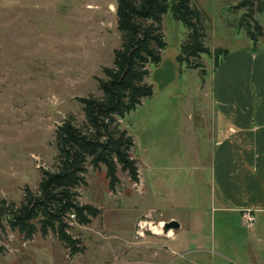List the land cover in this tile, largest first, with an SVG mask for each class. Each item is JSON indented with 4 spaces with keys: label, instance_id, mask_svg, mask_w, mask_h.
Listing matches in <instances>:
<instances>
[{
    "label": "rangeland",
    "instance_id": "rangeland-1",
    "mask_svg": "<svg viewBox=\"0 0 264 264\" xmlns=\"http://www.w3.org/2000/svg\"><path fill=\"white\" fill-rule=\"evenodd\" d=\"M117 2L0 0V201L19 207L27 193L38 192L43 174L58 164V129L66 121L83 127L78 100L103 97L98 80H105L103 70L113 68L122 44ZM190 2L211 53L264 51V13L254 14L262 29L254 43L246 34L254 25L248 20L251 27L240 28L246 12H234L233 0ZM161 32L166 48L159 65L147 66L145 79L153 96L119 122L133 141L139 184L117 166L120 182L111 191L105 167L94 170L88 159L84 183L73 192L98 216L88 226L67 221L81 253L72 256L51 231L43 237L42 217L33 222L30 240L2 218L0 264L264 263V219L251 231L215 206L213 60L203 55V70L177 61L187 30L170 13ZM168 220L181 228L163 227L152 237L148 223Z\"/></svg>",
    "mask_w": 264,
    "mask_h": 264
},
{
    "label": "trees",
    "instance_id": "trees-1",
    "mask_svg": "<svg viewBox=\"0 0 264 264\" xmlns=\"http://www.w3.org/2000/svg\"><path fill=\"white\" fill-rule=\"evenodd\" d=\"M233 1L234 12H246L240 20V28L251 27L248 20L252 21L254 32L248 28L246 34L256 43L262 38V29L253 18L255 13H264V0ZM169 13L187 30V39L177 59L180 64L189 70H203L199 60L207 55L216 70L227 59V51L211 53L206 48L200 13L190 0H118L117 29L122 44L121 49L114 52L113 68L104 69L105 80H98L103 97L78 100L85 117L83 127L77 128L66 121L58 129V164L54 171L43 174L38 192L27 193L19 207L0 201V220L8 218L13 230L17 229L30 240L35 233L33 222L42 217L43 237L53 232L75 256L81 250L67 234V221L88 226L91 219L98 216L96 209L79 205L73 192L84 183L87 160H91L94 170L105 167L111 191L120 182L117 166L121 173L128 174L132 184H139L136 162L131 158L133 141L127 131L120 129L119 122L153 96L152 88L145 83L147 66L161 62V52L166 48L161 24Z\"/></svg>",
    "mask_w": 264,
    "mask_h": 264
},
{
    "label": "crops",
    "instance_id": "crops-1",
    "mask_svg": "<svg viewBox=\"0 0 264 264\" xmlns=\"http://www.w3.org/2000/svg\"><path fill=\"white\" fill-rule=\"evenodd\" d=\"M211 98L215 147L210 173L215 206L220 213L237 215L241 225L252 231L264 219V51L229 54L213 70ZM247 212L256 219L253 225L246 224ZM171 222H149L148 232L158 238ZM258 244L263 247L261 239ZM259 264L264 263L259 260Z\"/></svg>",
    "mask_w": 264,
    "mask_h": 264
},
{
    "label": "water",
    "instance_id": "water-1",
    "mask_svg": "<svg viewBox=\"0 0 264 264\" xmlns=\"http://www.w3.org/2000/svg\"><path fill=\"white\" fill-rule=\"evenodd\" d=\"M179 229V225L178 224H176L175 222H171V223H169V224H166L165 226H164V230H165V232H170V231H172V230H178Z\"/></svg>",
    "mask_w": 264,
    "mask_h": 264
},
{
    "label": "built area",
    "instance_id": "built-area-1",
    "mask_svg": "<svg viewBox=\"0 0 264 264\" xmlns=\"http://www.w3.org/2000/svg\"><path fill=\"white\" fill-rule=\"evenodd\" d=\"M245 220L247 225H253L256 221L255 217L251 215L250 212L245 213ZM73 219V218H71Z\"/></svg>",
    "mask_w": 264,
    "mask_h": 264
}]
</instances>
